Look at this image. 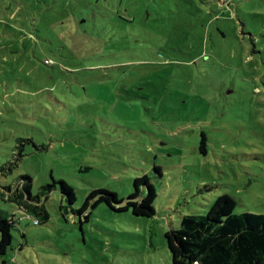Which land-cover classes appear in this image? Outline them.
Masks as SVG:
<instances>
[{"label": "rangeland", "instance_id": "rangeland-1", "mask_svg": "<svg viewBox=\"0 0 264 264\" xmlns=\"http://www.w3.org/2000/svg\"><path fill=\"white\" fill-rule=\"evenodd\" d=\"M45 5L53 38H0V192L22 177L33 197L50 185L49 219L21 217L0 264H171L164 234L218 196L264 213V0ZM144 175L153 217L76 213L97 189L126 201Z\"/></svg>", "mask_w": 264, "mask_h": 264}, {"label": "trees", "instance_id": "trees-1", "mask_svg": "<svg viewBox=\"0 0 264 264\" xmlns=\"http://www.w3.org/2000/svg\"><path fill=\"white\" fill-rule=\"evenodd\" d=\"M45 3L46 0H0V38L21 34L29 41V45L36 41L42 42L48 36L53 38V29L50 28L60 30L61 26L53 13L52 20H43L50 9ZM57 24L60 29L55 28ZM41 27L45 36L36 37L33 32ZM1 44L0 51L3 47ZM45 60L43 64L49 66L44 63ZM200 145H205L203 137ZM4 170L0 167V173ZM155 171L161 174L159 168H155ZM25 180L22 177L13 185L3 187L0 192V198L14 208L10 214L0 210V255L5 254L11 245V230L19 227L21 217L29 216L32 219V216H38L41 222L49 219L42 201L47 200L51 192L50 185L41 187L40 192L33 197L31 186ZM59 184L67 204H74V190L64 181ZM133 186L134 191L126 201L106 189L94 190L87 195L76 213L84 214L89 206L105 204L115 212L131 210L134 216L153 217L156 192L147 175L134 179ZM142 186L147 189L144 195L140 193ZM235 206V200L224 194L213 201L204 215L182 216L178 229H170L164 234L171 264H264V213L236 214Z\"/></svg>", "mask_w": 264, "mask_h": 264}, {"label": "built area", "instance_id": "built-area-1", "mask_svg": "<svg viewBox=\"0 0 264 264\" xmlns=\"http://www.w3.org/2000/svg\"><path fill=\"white\" fill-rule=\"evenodd\" d=\"M49 62H50V64L52 63L51 60H49V61H48V60H45V61H44L45 64H48ZM26 218H27V219H31V218H29V216H27ZM33 223L36 225V224H37V221H36V220H33Z\"/></svg>", "mask_w": 264, "mask_h": 264}]
</instances>
